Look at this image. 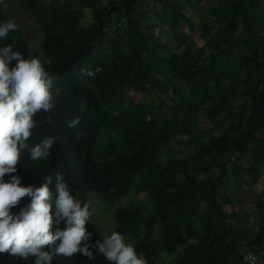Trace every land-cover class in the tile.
I'll return each mask as SVG.
<instances>
[{"label": "trees", "instance_id": "16d2710c", "mask_svg": "<svg viewBox=\"0 0 264 264\" xmlns=\"http://www.w3.org/2000/svg\"><path fill=\"white\" fill-rule=\"evenodd\" d=\"M207 1L20 0L38 49L20 27L0 40L25 59L50 61L55 77V107L36 114L28 145L56 141L47 160L21 152L22 186L51 177L55 192L60 173L82 206L89 192L117 205L114 230L148 264H246L248 251L264 264V0ZM150 3L160 10L140 11ZM86 9L92 23L82 27ZM5 21L16 23L0 1ZM195 35L201 47L189 43ZM86 228L92 244L102 240L91 220ZM0 264L34 258L0 254ZM52 264L109 262L94 253Z\"/></svg>", "mask_w": 264, "mask_h": 264}, {"label": "clouds", "instance_id": "9594fccd", "mask_svg": "<svg viewBox=\"0 0 264 264\" xmlns=\"http://www.w3.org/2000/svg\"><path fill=\"white\" fill-rule=\"evenodd\" d=\"M18 30L19 25L12 21L0 23V40ZM48 63L25 59L11 45L0 47V254L23 260L33 257L34 264H52L54 258L75 254L91 260L94 253L109 264H148L130 238L118 231L91 243L92 233L86 228L90 220L93 224L90 205L82 206L60 173L55 176V192L49 188L51 177L40 187L21 184L17 168L21 152L27 150L34 162L47 160L56 141V137L45 136L34 147L28 145L37 128L36 114L55 107L51 92L55 77L45 69ZM80 124L76 117L68 127L75 129ZM25 197L30 202L14 212ZM61 222L64 229L59 227Z\"/></svg>", "mask_w": 264, "mask_h": 264}, {"label": "rangeland", "instance_id": "374dc122", "mask_svg": "<svg viewBox=\"0 0 264 264\" xmlns=\"http://www.w3.org/2000/svg\"><path fill=\"white\" fill-rule=\"evenodd\" d=\"M2 3V6L5 10V12H7L15 21L16 23L19 25V27L21 28L22 32L25 34L27 43L29 45V47H31L32 50L34 49H38L39 46V41H40V33L38 31L37 26H35L28 18L27 15L23 12L21 4H20V0H0ZM214 0H208L206 5H210L211 3H214ZM261 6L262 8L264 7V2H261ZM154 7V9L156 10H160L158 5H153L152 3H150L149 6H144L143 8H140L141 12H151L153 11L152 8ZM187 11L190 15V17L197 21L198 20V16L194 10L193 7L191 6H186ZM92 13L90 9H86L85 10V18L83 21H81V26L82 27H86L91 25L92 23ZM151 26L154 28L155 24L152 23ZM191 44H194L193 47H201L203 45V42L198 38L197 35L193 36L190 39ZM138 96V98H140L139 95H135ZM134 96V97H135ZM142 98V96H141ZM147 99H149V96H147ZM201 120H203V116L201 115ZM180 142L183 141L184 139H186V136H181L180 138ZM176 145V144H175ZM174 145V146H175ZM179 145V143H177V146ZM261 190L264 192V185L261 186ZM135 195L134 190L132 189L131 192L129 193V200L133 199ZM87 201L90 205V208L92 210V222H93V226L95 231L102 237L109 235L111 233V231L114 230V220L112 217V213L114 211V209L117 208V205L114 206L112 205H106L104 204V202L102 201V199L94 192H89L87 194ZM222 213L224 214V216H221L222 219H224V217H226V215L229 213V207L228 206H224L223 207V211Z\"/></svg>", "mask_w": 264, "mask_h": 264}, {"label": "built area", "instance_id": "2783aa9c", "mask_svg": "<svg viewBox=\"0 0 264 264\" xmlns=\"http://www.w3.org/2000/svg\"><path fill=\"white\" fill-rule=\"evenodd\" d=\"M259 257L260 256H258L254 252L248 251V252L243 254L242 260L246 264H261V260Z\"/></svg>", "mask_w": 264, "mask_h": 264}]
</instances>
